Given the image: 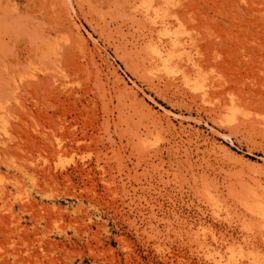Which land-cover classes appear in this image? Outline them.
I'll return each mask as SVG.
<instances>
[{
  "label": "rangeland",
  "instance_id": "1",
  "mask_svg": "<svg viewBox=\"0 0 264 264\" xmlns=\"http://www.w3.org/2000/svg\"><path fill=\"white\" fill-rule=\"evenodd\" d=\"M259 206L264 0H0V264H264Z\"/></svg>",
  "mask_w": 264,
  "mask_h": 264
},
{
  "label": "bare ground",
  "instance_id": "2",
  "mask_svg": "<svg viewBox=\"0 0 264 264\" xmlns=\"http://www.w3.org/2000/svg\"><path fill=\"white\" fill-rule=\"evenodd\" d=\"M44 171H45V174H50V173H51V170H50L49 168H48V169H47V168L44 169ZM67 176H68V175H67ZM66 178L70 179V177H66ZM261 207H263V206H259V209H260V210H261ZM263 208H264V207H263ZM263 208H262V209H263ZM257 209H258V208H257ZM255 212H256V211H255ZM260 212L263 213V211H260ZM253 214H254V213H253ZM257 214H258V212H257ZM254 215H255V214H254ZM254 217H255V216H254ZM260 217H261V216H260ZM255 218H256V217H255ZM257 219H259V218H257ZM257 219H256V220H257ZM263 220H264V218H262V221H263ZM257 221H258V220H257ZM259 221L262 222L260 219H259ZM259 221H258V222H259ZM213 231H214V230H213ZM215 232H216V233L219 232V233H218L219 235H218V236L215 235V234H214ZM212 236H213V239L215 240V242H216V244H217L216 246L220 247V245H222V244L224 243V239H225L224 232H223V234H222V232L220 233V231H214L213 234H212ZM218 242H219V244H218ZM207 243H208V242H207ZM251 243H252V242H251ZM208 244H209L210 246H212V245H211L212 243H208ZM248 245H249V244H248ZM216 246H215V248H216ZM249 246H250V245H249ZM250 247H251V249H250V254L252 255L251 258L253 259V260H252V262H253L252 264H259V262H261L260 259H259V258H260V257H259L260 254L258 253V250H257L259 247H256L253 243L251 244ZM247 249H248V248H247ZM248 250H249V249H248ZM247 254H249V253L246 252L245 255H247ZM258 254H259V255H258ZM247 256L249 257V255H247ZM250 262H251V259H250ZM248 264H249V263H248Z\"/></svg>",
  "mask_w": 264,
  "mask_h": 264
}]
</instances>
